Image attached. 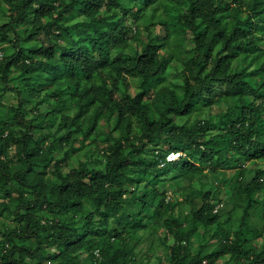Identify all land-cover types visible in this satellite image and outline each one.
Segmentation results:
<instances>
[{
    "label": "trees",
    "instance_id": "obj_1",
    "mask_svg": "<svg viewBox=\"0 0 264 264\" xmlns=\"http://www.w3.org/2000/svg\"><path fill=\"white\" fill-rule=\"evenodd\" d=\"M1 3L0 216L13 226L0 228V264H133L143 218L168 215L170 264H264V229L250 225L264 218V165L232 179L234 233L214 179L243 158L264 164V0ZM170 62L179 87L165 83ZM163 176L188 186L185 201Z\"/></svg>",
    "mask_w": 264,
    "mask_h": 264
},
{
    "label": "rangeland",
    "instance_id": "obj_2",
    "mask_svg": "<svg viewBox=\"0 0 264 264\" xmlns=\"http://www.w3.org/2000/svg\"><path fill=\"white\" fill-rule=\"evenodd\" d=\"M8 9L6 4L1 3L0 4V23L4 22L7 20V17L5 16L4 12ZM143 31L147 35V31L145 28H142ZM162 31L161 26L157 25L154 28V33H160ZM145 35V36H146ZM253 56L247 57L245 59L246 64L251 61ZM251 68H247L246 72H249L253 69L255 66H250ZM182 69L183 65L178 62H170L169 64V69L166 72V78H165V83L168 85L179 87V85L182 83ZM135 81L132 80V84L134 85V90L133 93L135 94L137 89L136 85L134 84ZM8 103L12 104L15 101V97L8 95ZM225 110V108H223ZM222 109L219 107H215L213 113L217 114L221 111ZM99 137L101 143H104V139L106 138L105 135L108 132L107 128H103L99 130ZM219 131L215 130L210 132V135H214L218 133ZM79 144H77L78 146ZM97 160L96 162L94 161L91 164V167L97 168L100 166H104V161H102L103 157L102 155H96ZM85 155L83 153L80 155L74 156L72 159V163L75 166H78L80 160H85ZM257 165L263 166L264 164L262 162L255 163L250 160H247L246 158H243L241 162L238 163V165H230L227 169L221 170L223 171L222 175H215L214 179L217 182H221L223 188H224V193H223V203L218 206L220 210L222 211L223 219L222 221L224 222V228L227 229L229 232L234 233L238 231L241 221L238 218L239 214L241 213L240 210L238 209V204H237V198H234L232 195V179L234 178V175L237 171H239L242 168H245L248 170L249 176L252 175L254 168L257 167ZM204 172H208L206 169ZM252 173V174H251ZM172 176H163L162 178V184L166 187L168 190V199L172 201H185L187 194L190 192L189 190H186L188 186L186 184H173L171 182L170 178ZM252 177V176H251ZM172 185V186H171ZM186 190V191H185ZM134 210H137L139 207L134 206ZM188 208L187 205L183 208V217H188ZM150 212V208L146 209L144 214H148ZM230 213L231 217H228V214ZM169 217L166 216L163 219H152L151 217H144L143 218V223L147 224V229L146 232L143 233L140 231L137 233L136 237L140 238L141 237V243L139 247L136 249V256L137 260L133 264H170V255H169V245H172L174 238H173V233L169 228L166 227L165 225V220ZM13 226V221L10 219L8 216H0V228L7 227V226ZM250 225L254 227L255 229H264V218L262 216V212L260 210H257L253 217L250 220ZM175 227V226H174ZM175 229V228H173ZM200 234L198 236L193 237V246H198V243L202 240L203 234H204V229L200 228L199 229ZM257 245H262L260 241H257ZM261 243V244H260ZM213 249H216V247H213ZM98 253V252H97ZM84 255L83 257H85ZM40 261L43 264H54V261L49 259L47 260L45 256L40 255L39 256ZM229 257L222 259L219 264H234L232 261H228Z\"/></svg>",
    "mask_w": 264,
    "mask_h": 264
},
{
    "label": "built area",
    "instance_id": "obj_3",
    "mask_svg": "<svg viewBox=\"0 0 264 264\" xmlns=\"http://www.w3.org/2000/svg\"><path fill=\"white\" fill-rule=\"evenodd\" d=\"M184 154L182 152H170L167 155V161L173 162L179 160ZM163 165V164H162Z\"/></svg>",
    "mask_w": 264,
    "mask_h": 264
}]
</instances>
